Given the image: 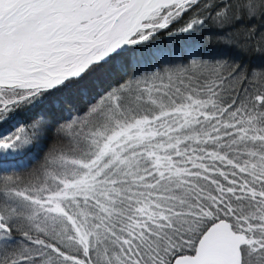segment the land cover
<instances>
[{
	"label": "snow or ice",
	"instance_id": "obj_1",
	"mask_svg": "<svg viewBox=\"0 0 264 264\" xmlns=\"http://www.w3.org/2000/svg\"><path fill=\"white\" fill-rule=\"evenodd\" d=\"M3 124L0 264H264V0H0Z\"/></svg>",
	"mask_w": 264,
	"mask_h": 264
},
{
	"label": "trees",
	"instance_id": "obj_2",
	"mask_svg": "<svg viewBox=\"0 0 264 264\" xmlns=\"http://www.w3.org/2000/svg\"><path fill=\"white\" fill-rule=\"evenodd\" d=\"M186 42V38L184 36L176 35L172 38H169L167 36L162 37L158 44L160 47H177L184 45ZM179 62V61H177ZM151 67H157V64L154 62ZM11 127V124H3L0 125V131H8V129ZM34 161V160H33ZM35 162V161H34Z\"/></svg>",
	"mask_w": 264,
	"mask_h": 264
},
{
	"label": "rangeland",
	"instance_id": "obj_3",
	"mask_svg": "<svg viewBox=\"0 0 264 264\" xmlns=\"http://www.w3.org/2000/svg\"><path fill=\"white\" fill-rule=\"evenodd\" d=\"M33 163H34V161H33Z\"/></svg>",
	"mask_w": 264,
	"mask_h": 264
}]
</instances>
